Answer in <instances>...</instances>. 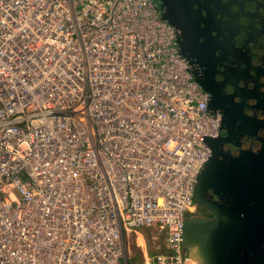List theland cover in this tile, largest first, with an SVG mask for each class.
<instances>
[{
  "label": "built area",
  "instance_id": "built-area-1",
  "mask_svg": "<svg viewBox=\"0 0 264 264\" xmlns=\"http://www.w3.org/2000/svg\"><path fill=\"white\" fill-rule=\"evenodd\" d=\"M176 39L156 0H0V264H128L143 227L166 232L145 264H191L220 117Z\"/></svg>",
  "mask_w": 264,
  "mask_h": 264
},
{
  "label": "water",
  "instance_id": "water-1",
  "mask_svg": "<svg viewBox=\"0 0 264 264\" xmlns=\"http://www.w3.org/2000/svg\"><path fill=\"white\" fill-rule=\"evenodd\" d=\"M156 2L161 19L176 29L178 51L207 97V111L221 114L218 135L204 139L210 155L193 189L194 202L212 216L185 217L183 248L191 264H264V0H220L223 5L212 13V23L224 18L238 23L231 41L245 40L243 49L255 57L257 86L244 92H236L237 80L229 81L219 69L218 49L205 38H220L214 27L203 35L208 13L199 3ZM226 84H235V91Z\"/></svg>",
  "mask_w": 264,
  "mask_h": 264
},
{
  "label": "flooded vegetation",
  "instance_id": "flooded-vegetation-1",
  "mask_svg": "<svg viewBox=\"0 0 264 264\" xmlns=\"http://www.w3.org/2000/svg\"><path fill=\"white\" fill-rule=\"evenodd\" d=\"M195 2L194 7H196V3H199L200 9L202 12L208 13V16L206 18L205 23V30L203 32V35H208L206 30L208 28H213L216 34L219 36V42H216L215 40H212L208 37L205 38L206 41L210 43V48H217L216 50V56L219 59V69L221 72L225 73L226 79H228L231 82H234L237 80V84L239 88H244L243 90L237 89L236 92H244L246 88H249L248 90L255 89L257 86L255 83H257L256 80V72L254 71V68L252 67L255 65V57L253 55H248L246 51L243 49V44L245 40L241 41H234V39L231 41V32L234 27L238 26L237 22L234 21H228L222 19L217 20L212 23V13L214 10L219 9V5H223L220 0H193ZM234 4H238V0H232ZM206 10V11H204ZM226 30V33L224 34V31ZM224 36H227L229 40H225ZM231 41V42H230ZM233 43V44H232ZM264 45V44H263ZM264 49V48H263ZM250 62V64H249ZM235 84H226L225 87L229 89V91H235ZM219 112V111H217ZM220 114V113H219ZM221 119V114L219 115ZM222 135L224 133L220 132ZM234 137L235 134L233 135ZM243 140V138L241 139ZM232 150H234L233 147H231ZM195 203V202H194ZM191 215L199 216V217H206L210 218L212 215L209 213L208 210H206L204 207L198 206L195 203V208ZM186 254L189 256L188 251L185 249ZM190 260H192L190 258Z\"/></svg>",
  "mask_w": 264,
  "mask_h": 264
},
{
  "label": "rangeland",
  "instance_id": "rangeland-1",
  "mask_svg": "<svg viewBox=\"0 0 264 264\" xmlns=\"http://www.w3.org/2000/svg\"><path fill=\"white\" fill-rule=\"evenodd\" d=\"M188 215H191V214L189 213ZM139 231L141 232V234L143 235L145 239L150 241L147 247L148 248L151 247V249L149 251L147 250L146 254L149 256H152V255H155L156 253H159L158 251H155L154 248L157 244L160 245L162 241H163L162 243L164 246V238H165L166 232L156 227H143ZM142 253L143 252H142L141 247L136 248L135 243H134V238L132 237L129 249L127 250L126 248L127 263L133 264V261H134V263H137V264H145V258L147 257V255H144V258H143Z\"/></svg>",
  "mask_w": 264,
  "mask_h": 264
},
{
  "label": "crops",
  "instance_id": "crops-1",
  "mask_svg": "<svg viewBox=\"0 0 264 264\" xmlns=\"http://www.w3.org/2000/svg\"><path fill=\"white\" fill-rule=\"evenodd\" d=\"M138 236V237H137ZM132 237L134 238V243H135V246H136V248H139V247H141V249H142V257L144 258V255H147L146 254V252H147V250L149 251L150 249H151V247L150 248H148L147 247V245H149V243H150V241L149 240H147V239H145L144 237H143V235L141 234V232L140 231H136V232H134V231H132L128 236H127V238H126V246H127V250L129 249V247H130V244H131V239H132ZM143 241H141V240ZM156 239V238H155ZM138 241L139 242H141V244L140 243H138ZM157 241V240H156ZM163 242V241H162ZM161 242V244L159 245V244H157L156 246H155V248H154V250L155 251H158V252H161V251H163V243ZM138 244V245H137ZM144 246V247H143ZM160 248H161V250H160ZM154 251V252H155ZM133 264H137V263H134V261H133Z\"/></svg>",
  "mask_w": 264,
  "mask_h": 264
},
{
  "label": "clouds",
  "instance_id": "clouds-1",
  "mask_svg": "<svg viewBox=\"0 0 264 264\" xmlns=\"http://www.w3.org/2000/svg\"><path fill=\"white\" fill-rule=\"evenodd\" d=\"M19 188L20 190V195H27V190L26 187L22 184V182L20 180H16L12 185H11V189H15V188ZM8 199L10 202H15L16 200L19 199V196L16 195L15 192L9 190V195H8ZM188 216V215H187Z\"/></svg>",
  "mask_w": 264,
  "mask_h": 264
},
{
  "label": "bare ground",
  "instance_id": "bare-ground-1",
  "mask_svg": "<svg viewBox=\"0 0 264 264\" xmlns=\"http://www.w3.org/2000/svg\"><path fill=\"white\" fill-rule=\"evenodd\" d=\"M137 237H138V236H137ZM140 240H141V239H140ZM142 240H143V239H142ZM142 240H141V241H142ZM142 242H143V241H142ZM138 243H140V244H141V242H139V241H138ZM137 245H138V244H137ZM143 247H144V246H143ZM143 252H144V251H143ZM147 256H149V255H147ZM145 259H146V258H145Z\"/></svg>",
  "mask_w": 264,
  "mask_h": 264
}]
</instances>
